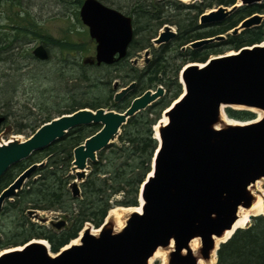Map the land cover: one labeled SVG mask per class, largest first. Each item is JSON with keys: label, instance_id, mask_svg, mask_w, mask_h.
Here are the masks:
<instances>
[{"label": "water", "instance_id": "1", "mask_svg": "<svg viewBox=\"0 0 264 264\" xmlns=\"http://www.w3.org/2000/svg\"><path fill=\"white\" fill-rule=\"evenodd\" d=\"M236 1L239 5H220L202 13L198 24H218L238 7L259 5L263 0ZM77 14L95 44L93 57L83 59V64L108 65L123 56L131 38L129 18L97 0H82ZM262 21L264 14L254 13L224 34L194 40L185 47L197 49L224 42L228 36L239 35ZM162 30L155 43L174 36L168 27ZM30 54L41 62L48 58L42 45L35 46ZM179 81L182 92L161 113L165 123L155 125L157 148L151 170L139 187V213H129L117 231L107 215L96 234H91L90 227L85 225L74 238H78L77 244L70 241L53 254L41 240H30L15 247L20 249L0 253V264H147L158 249L166 253V264H208L212 256L215 263L219 244L237 229L226 240L218 244L216 240L231 230L239 209L251 207L255 200L253 185L264 179V44L243 46L232 54L203 62L186 63ZM133 85L115 94L113 100L116 102ZM161 94L160 88L154 93L145 91L122 112L78 109L40 125L24 140H0V179L13 165L63 138L69 130L98 125V130L71 152V181L67 188L73 198L78 197L87 163H94L96 154L112 144L127 120L155 103ZM235 108L259 112L260 117L245 123L222 121V114L228 120L225 110ZM3 122L0 115V126ZM44 164L45 161L30 164L0 191V209ZM134 207L138 206L122 208ZM38 213L27 209L25 216L46 223ZM63 225L60 221L54 227L59 229ZM195 239L198 247L192 251L190 242Z\"/></svg>", "mask_w": 264, "mask_h": 264}, {"label": "trees", "instance_id": "2", "mask_svg": "<svg viewBox=\"0 0 264 264\" xmlns=\"http://www.w3.org/2000/svg\"><path fill=\"white\" fill-rule=\"evenodd\" d=\"M98 1L108 5L115 4L106 3V1L103 0ZM150 1L152 0H133L135 4L152 6L150 5L152 4ZM168 1L169 2H167V0H161L159 2L162 4H171L178 7L180 10H190L191 12H195L196 16L201 14L203 9L210 6V1L211 3L225 7H229L234 3V0H207L205 3L202 2L199 7H189L179 5L174 2V0ZM81 2L82 0H74L72 4L80 6ZM19 4L20 0H0V5L8 7L10 11ZM158 11H160V9H158ZM147 12L146 10V13ZM149 12L152 13L151 8ZM155 13L158 15L151 16L146 14V16L139 18V20H143L144 23L141 26L145 29L144 34L139 35V37L146 39L148 37L147 34H150L149 31L152 28V24L154 23V26L156 25L153 30L160 25L161 22L154 21L160 18L159 13ZM254 13L264 14V3L238 9L223 22L209 27L206 31H204L205 27H196L193 21L195 17L182 16L179 14L178 19H174V16L166 18L168 19L167 21L175 25L178 29L177 38L174 42L175 47L178 48L194 40L224 34L235 27L242 19ZM12 16V24L10 26L3 24L2 29L5 26L7 27L3 32H0V60L4 54L8 56H22V58L30 59L32 56L28 51L17 47L19 43L24 44L28 41L29 37L27 36L30 35L28 28L22 24L21 18L23 17H19L18 13H12ZM24 17H27L26 13ZM146 19L148 20L147 25L145 22ZM135 24L138 27V19L135 21ZM161 24H163V21ZM146 27H148L147 32ZM32 32L34 31H31V34L37 38V33ZM263 40L264 23L257 27L242 31L239 35L232 37L228 36V40L224 43L205 47L197 51L195 56H190L189 60L198 62L205 61L207 54L214 53L216 46H227L229 49L235 51L243 46L259 44ZM46 42L50 44L43 43V45L55 46L61 52H63L65 46H67L64 40H50ZM64 55L67 57L62 59ZM64 55L62 54L61 59L64 63L68 64L67 61L70 51H65ZM48 59L49 54L46 61H48ZM185 60L186 59H182V62H185ZM69 65L73 67L74 64ZM90 66L93 65L87 64L86 68L88 69ZM79 69L82 70V67H79ZM79 69L77 68L76 70L80 73H76V70L72 68L75 72L69 75L72 89L68 91L73 92V94L69 97L66 105L62 108L57 106L53 110L40 109L44 111H42L38 117L32 119L33 121L30 126L31 134L40 125L51 119L60 115L70 114L78 109L87 108L95 110L108 106L115 111L122 109L118 105L110 103L111 97L110 94L107 93L103 102L95 101L90 97V94H88V96L91 99L86 100L73 96L77 91L82 89V84L88 88H100L97 81V74H95V78H92L87 72L80 71ZM154 72L153 70L149 72L148 86L154 85L156 81ZM144 76L146 78V74ZM141 89H146V81L142 83ZM179 94V85L175 83V90L168 99L160 101L147 111H141L127 120L126 124L121 127V132L118 136V140L121 142L122 146L118 148L113 147L112 150L110 148L105 157H102L100 153L98 154L100 161L92 164V174L80 184L78 197L72 198L70 192L65 188V182L58 176V173L61 171L56 167L58 161H46L43 167L36 169L34 173H37L38 178L30 182L25 191L15 195L17 199L14 204L8 203V205L3 208L5 213H8V222H11V224L0 229V250L14 248L30 240L43 239L48 243L49 251L51 253H56L61 247L76 237L83 223L88 222L94 227H98L106 216V212L111 209H109V201H112L115 195L118 194L121 196L119 201H113L115 206H135L139 186L149 172V161L157 145L156 141L151 138L150 126L155 123L160 111L168 105L169 100L175 99ZM78 96L80 95L78 94ZM225 115L229 119L242 122L250 121L255 117L251 112L232 109H226ZM1 116L4 117L5 122L7 118H9L8 111L2 109ZM98 128V125H89L71 129L63 138L55 141L45 149L33 153L24 161H27V163L31 162L32 164L38 163L42 161V159H48L52 154L55 155V157L61 155V164H64L62 172L67 171L68 168H70L68 167V163L72 160L70 158V152L81 144L85 138L94 134ZM20 132L21 130L18 131V133ZM123 144L126 145L123 146ZM23 164L21 165L23 166ZM14 166H12V169L10 168L0 179V191L11 182L12 176L8 172L12 171ZM16 171H18V169H16ZM27 209L36 211H59L64 214L65 219L69 221V225L60 228L57 232L44 229L30 222V219L25 216V211ZM214 264H264V217L257 216L251 218V224L248 227L235 230L228 240L219 244Z\"/></svg>", "mask_w": 264, "mask_h": 264}, {"label": "rangeland", "instance_id": "3", "mask_svg": "<svg viewBox=\"0 0 264 264\" xmlns=\"http://www.w3.org/2000/svg\"><path fill=\"white\" fill-rule=\"evenodd\" d=\"M73 1L74 0H20V4L17 7L13 8L11 11L9 10L8 7L0 5V27H1L0 32H3L7 26H10L12 24V19H13L12 13H18L19 17H23L21 18L22 19L21 22L24 26L28 28L30 35L27 36L29 37V39L26 43L24 44L19 43L17 47H19V49L28 51V53L30 54L31 50L35 46L42 45L49 54V59L46 62L38 61L36 59H33L32 57L30 59H25L22 58V56H15V55L8 56L7 54H4V56H2L0 60V115L2 113V109H6L9 113V118H7V120L0 126V140L6 141L10 139L11 136L17 137L19 140L26 139L31 135L30 126H31V122L33 121L32 119L38 117L39 114L42 111H44L40 109L53 110L57 106L62 108L64 105H66L69 97L73 94V92L68 91L72 89L71 86L72 83L69 81L70 80L69 75L71 73H74L77 68L79 69V67H82V70L80 69L79 70L87 72V74L92 78H95V74L98 73V70L94 65L90 66V68L87 69L86 68L87 64L84 65L82 63L83 59L93 57L94 44L93 41L91 42L90 39L88 38L86 28L79 21L77 14L79 6H75L74 4H72ZM103 1H106V3H115L122 5L134 3L133 1H128V0H103ZM159 1L161 0H152L150 1L152 3L150 5H154L153 8L157 10L155 12H158L160 17L166 18V17L174 16V19H178L179 14H181L182 16L195 17L193 18V21L196 24V26L199 25L198 24L199 16L202 13H206L210 10H215L220 6V5H216L215 3H211L210 1V6L208 8L203 9L202 13L196 16L195 12H191L190 10H180L176 6L165 3L162 4ZM167 2L169 1L167 0ZM174 2L182 6L199 7V5L202 4V2L205 3L207 2V0H174ZM236 2L237 1L234 0L233 4H236ZM263 3L264 0L260 4ZM103 5L106 6L108 4H103ZM243 7L245 6H240L238 7V9H241ZM157 8L160 9V11H158ZM25 13L27 14L26 18L24 17ZM75 14H76V18H75ZM145 22L147 25L148 20L146 19ZM143 23H144L143 20L142 19L139 20L138 18V27H139L138 29L139 30L142 29L143 33H140L142 35L145 32V29L141 26ZM262 23H264V21L260 22L259 25H261ZM3 24L7 26H5L2 29ZM165 25L170 27L171 31L175 30V27L172 26V24L171 26L167 24ZM159 26L155 28V31L159 28ZM212 26L214 25H207V26L203 25L202 27H205L204 31H206L209 29V27ZM29 29L31 31H34L32 33H37L36 35L37 38H35V36L31 34V31ZM147 31H148V27H146V32ZM50 40H57V41L64 40V43H66L67 46H65V49L63 50V52H61L55 46L43 45V43L50 44L49 42H46ZM227 40L228 37L226 38L225 41ZM219 44L216 43L215 45H219ZM65 51H70V55L68 56V61H67L68 64L62 61L63 58L67 57L64 55ZM234 52H235L234 50L229 49L227 46H223V47L216 46L214 53L210 55L208 58L222 56ZM62 54L64 55L63 57ZM139 63H141V61L137 60L136 65L137 67L140 68ZM69 64H74V65L72 67ZM72 68H74L75 70H72ZM76 73H80V72L79 71L77 72L76 70ZM106 80L107 81L104 80L103 81L109 83L111 81L109 77H107ZM107 88H109V85L107 84L103 88H98V89L97 88L94 89L91 87L88 88L87 86L82 84V89L77 91V93L73 96H76V98L80 97L84 100L92 98L95 101L103 102L104 97L107 96L106 94ZM181 92H182V86L180 85V93ZM78 94L80 96H78ZM88 94H90L91 98L88 96ZM173 100L172 99L169 100L168 105H170L173 102ZM110 103L112 102L110 101ZM104 109L115 111L114 109H111L110 106L104 107ZM121 111L122 109H119V111H115V112H121ZM162 112L163 109L156 118L155 123L150 126L151 138L153 139L155 133L153 127L158 121L162 119L163 117V115H161ZM254 116H255L254 119H256L257 117L256 114ZM228 120H232L237 123L242 122L229 118ZM19 130H21L20 133H18ZM120 132L121 129L119 131V134ZM125 145L126 144H123V146ZM120 146H122V144L117 137L112 142V144H110V146L104 148L103 150H101L96 154V161L94 163L100 161V158L98 157L99 153L102 157H105L108 154L110 148L112 150L113 147L118 148ZM70 158L72 159V157ZM52 160L58 161L56 167L57 169L61 170L58 173V176H60V179H62L65 182V188H67V183H69L71 180V177L69 175V168L67 171L62 172L64 168V164H61L62 161L61 155H57L55 157V155L52 154L48 159H42V161L45 162ZM70 162L68 163V167H70ZM29 163L31 164V162L27 163V161H21L17 163L15 166L13 165L14 166L13 170L8 172L12 176V180L22 170L27 168L29 166ZM21 164H23V166ZM87 164H88V168L86 169V176L83 181H85L89 177V175L92 174L93 171L92 164L91 163H87ZM148 166L150 171L151 160L149 161ZM16 169H18V171H16ZM37 178H38L37 173H34L32 176L27 178L24 184L22 185L21 190L18 191L17 193L25 191L29 186V183ZM258 186L261 190L264 200V182L262 181L261 184ZM253 188H252V194L258 195L259 192L255 191V189L253 190ZM15 195L11 197L9 201H4V203L2 204V207L0 209V229L5 228L9 224H11V222L10 223L8 222L9 220L7 218L8 213H5V210H3V208L6 207L8 203H13V204L15 203L17 199ZM120 199L121 196H119L118 194L115 195L112 201H109L110 204L109 209L115 206L113 204V201H119ZM116 208H112L111 210H115ZM38 212L40 217L46 219V223L42 225L39 222H34L35 220L33 219H30V222L35 225L41 226L44 229L51 230L50 223H58L60 221H65L67 224V220L59 211H38ZM261 217H264V215H261ZM250 224H251V219H249V222L246 225V227L249 226ZM83 225L85 224L83 223ZM87 225H89V227H92V229L97 228L91 224H87ZM51 231L57 232L58 230L53 229ZM39 240L45 241L43 239H39ZM5 250H0V253H2ZM150 264H163V261L158 257L153 259ZM164 264H166V258Z\"/></svg>", "mask_w": 264, "mask_h": 264}, {"label": "flooded vegetation", "instance_id": "4", "mask_svg": "<svg viewBox=\"0 0 264 264\" xmlns=\"http://www.w3.org/2000/svg\"><path fill=\"white\" fill-rule=\"evenodd\" d=\"M133 1V0H128ZM109 8L117 11L121 15L130 20V28H131V38L126 45L124 50V54L122 57L117 58L118 54H114V60L111 64H103L100 63L99 65H94L97 70V78L98 84L100 88H103L104 85H109L107 88V94H110V100L112 104H116L121 107L123 110L129 105L130 101L137 96H140L145 91H150L154 93L156 88H160L162 90V94L155 103L151 104L150 106L146 107V111L159 103L162 100L168 99L172 92L175 90V83L179 85V73L181 68L189 62H197L195 60H189V57L196 54L197 51L204 49L205 47H211L215 43H211L208 45H204L201 48L197 49H189L185 47L187 44L181 45L178 48L175 47V39L177 38L178 29L175 25L167 21V18H157L155 22H162L160 23L159 28L155 31L153 28L154 23L152 24V28L149 31V35L147 34V38H141L139 35L142 32V29H138L139 27L136 26L135 21L138 18H142L143 16L151 15L156 16L157 13H154V8L152 6H146V4H113V5H106ZM151 8V12H149ZM146 10L148 11L146 13ZM166 19V20H165ZM172 24L175 27V30L171 31V28L166 26ZM168 27L169 31L174 34V36L169 37L166 41L155 43L157 36L163 32V27ZM198 27H202L197 25ZM196 26V27H197ZM207 26V25H206ZM139 38H138V37ZM91 41V40H90ZM92 42V41H91ZM192 42V41H191ZM225 42V41H224ZM221 42V43H224ZM94 44V43H93ZM95 46V44H94ZM184 47V50L181 48ZM94 50V48H93ZM213 54V53H212ZM207 54L206 59L212 55ZM92 58V57H90ZM182 59H186L185 62H182ZM137 60L141 61L140 68L137 67L136 62ZM135 61V62H134ZM153 70L156 81L154 85L148 86L149 82V72ZM146 74V78L145 75ZM109 77L111 80L109 82L106 78ZM104 80V81H103ZM146 81V89H141L142 83ZM133 83L131 89H129L125 94H123L116 102L113 100L114 95L119 93L122 89L126 88L128 85ZM141 89V90H140ZM122 110V111H123ZM144 111V110H143ZM161 112V111H160ZM93 164V163H91ZM35 180V179H34ZM73 198V197H72ZM62 214V213H61ZM64 216V214H62ZM65 218V216H64ZM64 225L60 228L66 227L69 225V221L67 220V224L65 221ZM55 223H50L51 230H59L54 227Z\"/></svg>", "mask_w": 264, "mask_h": 264}, {"label": "bare ground", "instance_id": "5", "mask_svg": "<svg viewBox=\"0 0 264 264\" xmlns=\"http://www.w3.org/2000/svg\"><path fill=\"white\" fill-rule=\"evenodd\" d=\"M236 4L239 5V2L237 1ZM229 54H232V53H229ZM235 109H240V108H235ZM254 113H256V116H257L256 119L260 117V113L259 112H254ZM221 119H222V121H224L225 123H228V124H234L235 123L234 121L227 120L224 117L223 114L221 115ZM165 121H166V118L165 117H162V119L159 122L160 123H165ZM153 128H154V132H155L154 137L157 138L156 127L154 126ZM12 137H14V136H11V138ZM15 138H17V137H15ZM262 181L264 182V179L259 180V181H256L254 183V185H253L255 187V188H253V190L255 189V191L259 192V194L258 195L253 194L254 197H255V200L252 203L251 207L249 209H247V210H244V209H239L238 210V212H237V218H236L235 222L233 223L231 230L225 232V234L223 235L222 238L216 240V244H218V243L226 240L230 236V234L232 233V231H234L235 229L245 228L246 225L249 222V218L250 217L264 215V200H263V195H262L261 190H260V188L258 186V185L261 184ZM138 204L139 205L141 204V201L140 200L138 201ZM112 208H116V206H113ZM111 209L107 212V219L108 220H111L113 222V224H114V231H117V230H119L122 227V225H123V219L129 213H131V212H137V213H139V211H140L139 206L138 207H134V208H122V207H118L115 210H111ZM90 233L91 234H96L97 233V230L91 229L90 230ZM39 242H41L42 244L45 245V247H47V244H45L43 241H39ZM77 243H78V239H74V240L71 241V244H77ZM197 247H198V240H196V239L195 240H192L190 242V249L192 251H195V249ZM13 249H20V248L19 247L18 248H11L9 250H13ZM158 257L163 261V264H164L165 263V258H166V253L160 251L159 249L154 252V254L152 255V257L148 260L147 264H150L153 259L158 258ZM213 262H214V258L212 256V258L210 259V262L208 264H213ZM198 264H204V263L202 261H199Z\"/></svg>", "mask_w": 264, "mask_h": 264}]
</instances>
